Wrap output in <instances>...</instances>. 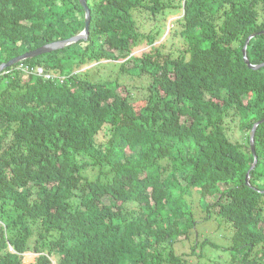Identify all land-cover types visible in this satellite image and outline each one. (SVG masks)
Instances as JSON below:
<instances>
[{
	"label": "trees",
	"instance_id": "trees-1",
	"mask_svg": "<svg viewBox=\"0 0 264 264\" xmlns=\"http://www.w3.org/2000/svg\"><path fill=\"white\" fill-rule=\"evenodd\" d=\"M86 4V39L0 72V264L26 253L32 264H192L174 247L192 238L202 258L207 221L231 231L227 260L211 264H264V121L250 169L264 66L242 53L254 35L247 61L264 63V0ZM176 11L156 45V24ZM139 20L155 24L143 32ZM84 25L79 0H0V65ZM142 42L150 50L133 56ZM90 65L111 74L90 80ZM235 121L239 145L226 133Z\"/></svg>",
	"mask_w": 264,
	"mask_h": 264
},
{
	"label": "rangeland",
	"instance_id": "rangeland-1",
	"mask_svg": "<svg viewBox=\"0 0 264 264\" xmlns=\"http://www.w3.org/2000/svg\"><path fill=\"white\" fill-rule=\"evenodd\" d=\"M180 11H176L172 15H167L163 22H158L156 25L157 27L161 28V31L163 32L162 36L158 38L156 45H159L162 43V41L165 39V37L168 34L169 29L172 27V23L179 19L181 17ZM135 18L138 20L139 15L137 14ZM141 30L143 32H149L153 28L154 22H146L144 26H141V20H139ZM174 43L176 42L175 40L173 41ZM173 44V43H172ZM168 43L166 45V49H169L170 47H174ZM151 46L146 44L145 42H142L138 47H136L132 51V55L135 57L141 56L144 52H148L150 50ZM121 60H118L116 62H120ZM93 65L87 66L82 69V72L87 73L88 79L90 80H98L101 78V75H110L111 71H100V72H95L94 70L91 69ZM128 79V78H127ZM130 86L132 85L135 89L134 92L137 95V98H140L142 93L145 94V91L142 90V81H137V80H130L129 81ZM229 124V125H228ZM237 121L235 122H226L227 130L226 133L230 139V141L234 144H242L243 143V137L239 133L237 129ZM84 174L88 178H93L94 176V171L91 169H86L84 171ZM192 210L194 212V217L196 220H201L204 212L202 210L201 205L199 204V195L196 192L192 193ZM213 222V223H212ZM197 237L199 238V242L201 243L202 241H206L208 245L203 248V257L202 258H197L192 254V247L194 246L193 239H189L188 241L184 243H179L175 245L174 250L177 255H183L185 256L188 261L192 264H211L210 260L213 261H226L227 256L226 253H223L224 247H226L229 244L230 241V236H231V231L230 227L225 224L224 222H221L220 225H217L214 221H207V222H199L197 224ZM215 245V246H214ZM196 254H202L200 252L199 247L194 250ZM37 255L33 253H26L23 256V262L24 264H32L35 260ZM213 259V260H212Z\"/></svg>",
	"mask_w": 264,
	"mask_h": 264
},
{
	"label": "water",
	"instance_id": "water-1",
	"mask_svg": "<svg viewBox=\"0 0 264 264\" xmlns=\"http://www.w3.org/2000/svg\"><path fill=\"white\" fill-rule=\"evenodd\" d=\"M79 3H80V5L82 6V8L84 9V12H85L84 29L79 35L74 36V37H72L70 39H67V40H64V41H59V42L50 43L48 45H44L42 47H39V48L35 49L34 51H30V52L22 54L21 56L13 58V59L9 60L7 63H3V64L0 65V72H2L3 70H5V69H7L9 67H12V66L16 65L17 63H19L21 61H24V60H27V59H31V58H35V57H38L40 55L47 54V53L62 49V48L66 47V46H68V45H70L72 43H76L77 41H79L81 39H86L87 34H88L89 25H90V12H89V9L87 7L86 0H79ZM263 33H264V31H263ZM253 37H254V35H251L245 41V45H244V47L242 49L243 60L248 65L249 68L258 69V68L263 67L264 63H262L260 65H257V66L249 64L248 61H247L246 53H245L247 43ZM263 121L264 120H261V121L255 123L253 125L251 133H250V145H251L252 153L254 155V161H253L252 167L250 169H253L254 166H255V163H256V157H255L254 148H253L254 147L253 146L254 133H255L256 127ZM247 180H248V172L246 174V181Z\"/></svg>",
	"mask_w": 264,
	"mask_h": 264
},
{
	"label": "built area",
	"instance_id": "built-area-1",
	"mask_svg": "<svg viewBox=\"0 0 264 264\" xmlns=\"http://www.w3.org/2000/svg\"><path fill=\"white\" fill-rule=\"evenodd\" d=\"M16 67H17V69L25 70V72H27V70H29L28 67H24L22 64H19V65L16 66ZM37 72H38V75H42V73H41L42 71H41L40 69H38ZM46 78H49V76H46Z\"/></svg>",
	"mask_w": 264,
	"mask_h": 264
},
{
	"label": "clouds",
	"instance_id": "clouds-1",
	"mask_svg": "<svg viewBox=\"0 0 264 264\" xmlns=\"http://www.w3.org/2000/svg\"><path fill=\"white\" fill-rule=\"evenodd\" d=\"M20 63V62H19ZM18 64V63H17ZM21 64V63H20Z\"/></svg>",
	"mask_w": 264,
	"mask_h": 264
}]
</instances>
